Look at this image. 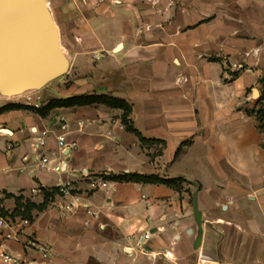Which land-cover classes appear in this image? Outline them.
<instances>
[{
    "label": "crops",
    "instance_id": "obj_1",
    "mask_svg": "<svg viewBox=\"0 0 264 264\" xmlns=\"http://www.w3.org/2000/svg\"><path fill=\"white\" fill-rule=\"evenodd\" d=\"M21 27L55 41L65 72L20 93L0 76V109L32 91L45 104L104 94L124 99L130 124L155 142L143 144L123 110L101 104L45 118L1 113L0 215L20 237L6 240L0 228V251L41 262L24 247L35 238L51 249L50 264H264V134L252 113L264 102V0H0V53ZM43 131L44 153L58 160L56 136L66 134L78 143L68 169L111 176L117 191L91 192L84 207L61 212V176L37 168ZM125 174L185 182L177 190L115 178Z\"/></svg>",
    "mask_w": 264,
    "mask_h": 264
},
{
    "label": "built area",
    "instance_id": "obj_2",
    "mask_svg": "<svg viewBox=\"0 0 264 264\" xmlns=\"http://www.w3.org/2000/svg\"><path fill=\"white\" fill-rule=\"evenodd\" d=\"M103 55L95 53L94 58L100 59ZM239 69L238 66H236ZM22 103L27 106L34 108H40L45 105L44 99L40 92L32 91L27 92L20 96ZM81 127L84 126V122H79ZM69 128L67 121L62 120L60 129L66 131ZM49 131H43L37 136L36 144L38 149V164L37 168L42 172L55 173L61 177L58 179L55 188L57 189V194L61 198L56 206L63 213H71L85 206V200L87 196L94 191L103 190L105 192L114 193L117 191L116 183L109 179L105 175H94L87 171H81L79 173L69 170L65 162V157L68 153L78 149V143L73 140H67L66 134H59L56 136L57 146L60 152V158L55 160L49 155L44 153L42 150L47 143V135ZM8 149H11L9 146ZM65 176V177H64ZM84 181L86 187L81 189L78 186L80 181ZM36 188L33 192H36ZM89 214H93L91 210H88ZM27 220H22V224H26ZM0 228L8 229V233L5 235L6 240H19L20 234L17 230V225L10 222L0 215ZM145 238L148 239L149 235L146 234ZM25 250L34 251L38 253L42 261L37 260H23L21 257L9 253L7 251H0V263L1 264H50L51 249L46 243H43L35 238H29L24 245ZM208 264L207 261H202ZM226 264V263H224Z\"/></svg>",
    "mask_w": 264,
    "mask_h": 264
},
{
    "label": "water",
    "instance_id": "obj_3",
    "mask_svg": "<svg viewBox=\"0 0 264 264\" xmlns=\"http://www.w3.org/2000/svg\"><path fill=\"white\" fill-rule=\"evenodd\" d=\"M3 69L0 76L14 92L41 89L64 72L57 45L53 39H41L25 27L19 28L11 36L7 54L0 53ZM20 83V86L17 84ZM23 84V85H22ZM258 95V91H255ZM193 212L197 224L195 245L201 243L203 234L202 215L193 198Z\"/></svg>",
    "mask_w": 264,
    "mask_h": 264
},
{
    "label": "trees",
    "instance_id": "obj_4",
    "mask_svg": "<svg viewBox=\"0 0 264 264\" xmlns=\"http://www.w3.org/2000/svg\"><path fill=\"white\" fill-rule=\"evenodd\" d=\"M261 103L262 102H259V107L257 109L252 110V113H254L256 116L259 131L264 134V105ZM99 104L106 105L113 109L123 110L124 112L123 120L125 125L128 127V129L131 130L133 133H135L143 144H149L155 142L153 140H148L144 138L142 134L130 124V120L128 118L132 113V108L124 99L113 96L110 97L104 94L94 93V94L72 96V97L60 98V99H52L47 104L43 105L40 108H34L23 104H9L0 109V114L6 111L24 109V110L32 111L35 114L39 115L40 117L45 118L50 114L51 111L57 108H74V107L93 106ZM156 143L163 144V142H157V141ZM107 177L109 179L112 178L111 176H107ZM115 178L137 180L145 183L164 184L169 187L175 188L177 190H180L182 183L185 182L183 178L167 179L160 177L158 175L125 174L123 176L121 175ZM55 190L57 192L56 188ZM30 207H32V205L27 204V209H29ZM23 219L29 220L30 218L27 215L23 214Z\"/></svg>",
    "mask_w": 264,
    "mask_h": 264
},
{
    "label": "rangeland",
    "instance_id": "obj_5",
    "mask_svg": "<svg viewBox=\"0 0 264 264\" xmlns=\"http://www.w3.org/2000/svg\"><path fill=\"white\" fill-rule=\"evenodd\" d=\"M55 85L57 84V81L54 83ZM68 84V83H67ZM54 85V86H55ZM258 90L264 91V83H260V85L257 87ZM251 93V92H250ZM264 100V97H263ZM261 104L264 105V102H262Z\"/></svg>",
    "mask_w": 264,
    "mask_h": 264
}]
</instances>
